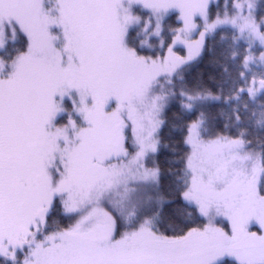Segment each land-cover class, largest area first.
Here are the masks:
<instances>
[{"label":"snow or ice","instance_id":"snow-or-ice-1","mask_svg":"<svg viewBox=\"0 0 264 264\" xmlns=\"http://www.w3.org/2000/svg\"><path fill=\"white\" fill-rule=\"evenodd\" d=\"M0 264H264V0H0Z\"/></svg>","mask_w":264,"mask_h":264}]
</instances>
